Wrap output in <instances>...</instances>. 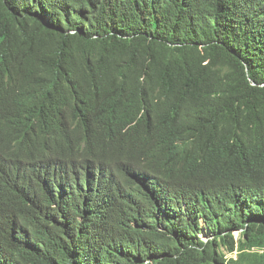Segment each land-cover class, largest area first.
Segmentation results:
<instances>
[{"label":"trees","instance_id":"16d2710c","mask_svg":"<svg viewBox=\"0 0 264 264\" xmlns=\"http://www.w3.org/2000/svg\"><path fill=\"white\" fill-rule=\"evenodd\" d=\"M0 264H264V0H0Z\"/></svg>","mask_w":264,"mask_h":264},{"label":"rangeland","instance_id":"374dc122","mask_svg":"<svg viewBox=\"0 0 264 264\" xmlns=\"http://www.w3.org/2000/svg\"><path fill=\"white\" fill-rule=\"evenodd\" d=\"M235 234H236V236H239V232L238 231H235ZM201 238H203L205 240V239H207V236L201 235Z\"/></svg>","mask_w":264,"mask_h":264}]
</instances>
